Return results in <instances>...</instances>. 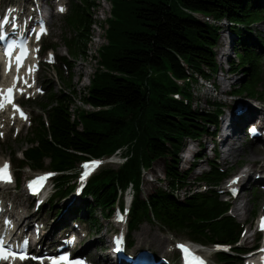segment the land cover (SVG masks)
Listing matches in <instances>:
<instances>
[{"label":"trees","instance_id":"obj_1","mask_svg":"<svg viewBox=\"0 0 264 264\" xmlns=\"http://www.w3.org/2000/svg\"><path fill=\"white\" fill-rule=\"evenodd\" d=\"M111 1L108 46L100 51V63L107 72L95 74L89 95L83 98L106 109L80 113L79 121L71 122L70 98L65 93L51 92L33 102L45 115L46 123L41 114L33 117L23 158L12 155L17 184L24 169L56 172L54 193L47 203L49 210L55 209V203L77 190L80 161L108 157L124 147L125 162L93 174L81 190L80 203H74L70 213L78 219L85 215L91 225L98 226L96 212L108 220L117 202L122 206L121 197L129 189L128 248L134 244L131 233L149 221L174 236L184 235L208 246H228L229 251L216 252L214 260L218 264H241V256L249 250L237 245L243 226L228 214L229 204L217 194L228 173L210 160L208 169L197 178L205 188L187 191V176L193 168L180 171L178 156L186 139L197 140L211 134L210 129H217L223 113L219 103H208L209 110L193 109L191 104L190 83L197 77L211 79L218 70L215 49L221 29L196 15L215 23L225 21L233 36L235 58L229 59L228 71L231 75L244 74L231 94L262 100L264 70L258 51L264 46V38L255 35L254 26L264 22V0H178L181 12L171 0ZM93 3L70 1L64 23L74 33L65 41L72 55L84 53L91 23L86 7ZM48 47L55 46L46 43L43 50ZM59 60L71 68L70 62ZM60 69L56 67V73L62 79ZM259 88L263 90L259 92ZM159 159L165 162L168 187L154 189L143 198V172ZM179 191H184L183 198L178 197Z\"/></svg>","mask_w":264,"mask_h":264},{"label":"rangeland","instance_id":"obj_2","mask_svg":"<svg viewBox=\"0 0 264 264\" xmlns=\"http://www.w3.org/2000/svg\"><path fill=\"white\" fill-rule=\"evenodd\" d=\"M70 1L71 0H68V6L70 5ZM146 1L158 2L160 0ZM26 2L27 0H0V15L2 14V9L5 5L9 3L27 4ZM171 4L176 7L179 12H181L178 0H171ZM223 24V22L220 24L221 29L218 30L219 38H221L220 44L218 45H220V47L222 48L227 43L226 36H229V39H233V36L225 26L226 24ZM254 27L255 35L264 38V22H261L258 25H255ZM49 30V36L46 37L42 43H50L55 45V48L58 49L57 51H60L62 55H65L68 61H72V58L75 59V62L72 61V76L70 78L67 77L68 79L72 78V80H61L60 85H64L63 88L65 93L68 92V94L66 95L69 96L71 102L74 99L73 104L76 106L77 98L76 94H73V90H76L77 87V77L80 76L82 70L84 69L85 71L89 72L90 79L92 75V69L94 68V61L88 60L85 62L84 65L83 63H76V56H72L70 52L66 50L67 46L65 45L66 48L64 47V40L65 37H68L69 29L64 23L63 16H55L54 18H52ZM258 53L263 58L261 66L264 70V46L259 48ZM227 54L229 55V57L228 55L223 58H218V56H216L218 69L220 68L221 72L213 74V77L210 79L211 81L213 80L218 89H212L210 84L211 82H203V79L197 77L196 82L190 83V91L192 92L191 104L193 109L196 108L203 110L205 108V110H209L210 105H208V103H219L223 107V114L219 118V120H221L222 117L229 115V120L233 121V119L231 118V113L234 111H238L239 106L242 108L245 107L246 103H250L256 108L259 107L261 109H264V96L263 99L259 101L258 99H251L248 97L238 98L235 95L233 96V94H231L234 88L241 84V80L244 73L239 75L230 74V72L228 71V65H226V63L222 61H224L223 59H227L228 62L229 58L233 59L235 58V56L232 50H228ZM55 73L56 72L54 68L45 67L44 65H42L37 79L33 80L35 81L34 84L36 85V88L33 89L35 91V94L34 97L30 99L31 101L38 102L47 94L57 91V88L53 82ZM6 83L7 82L4 81L0 76V84ZM67 84H69L70 86H68ZM38 88L40 90L44 88V93H36V89ZM262 90V88H259V92ZM229 94L231 96H229ZM77 101L79 100L77 99ZM19 104L21 105L23 110H26L27 119H25L24 122H15L16 116H13L14 114L11 115L8 112V114H4L1 116V120L3 122L2 124H0V133H2V136H0V166L5 164L10 165L13 173L16 171V169L14 168V162L11 159L12 155H14V157L18 159L22 158L21 151H23L29 146L26 142V139L29 136V132L32 128L30 118L37 116L41 112V109L36 105V103L28 102L25 100V98H22L19 101ZM249 129L250 128L246 126L241 130V134L239 135L241 140L236 144L241 146V150H244L243 153L241 151V154L240 152H238L235 155H230L228 151L229 146L227 145V143V148H221V146L218 145H214L213 147L214 149L216 146L218 147L219 156L217 164H219L222 170L226 171L229 176L242 174L244 171H247L250 168H252L253 171H257L259 174L261 173V170L264 169L263 167L259 166L264 165V156L261 157V159L263 160L254 166H252V164H250L248 160V154H250V152L253 150L259 151L261 154L264 155V145H261L257 140L255 141L250 139V133L248 131ZM209 131L217 133L218 129L216 131L210 129ZM204 141H206V144H203ZM229 142L231 144L233 143V140H230ZM198 143H200L201 147H199ZM210 147L211 140H208L206 136L201 137L199 140L186 139L184 141V150L182 151V153L180 152L178 156L180 159L178 169L180 171H186L190 168H193V170L187 176V191H198L204 188L202 186V183L200 184V182L197 181V178L200 177L202 173L208 169L207 162L211 160V152L209 151ZM225 158L227 159V161H225ZM164 164V160L159 159L153 163L151 169L143 172L141 184V197H146L154 189H157L159 187L167 189L168 183L166 181V178H164ZM106 167L115 168V165L105 164L100 168V170ZM44 170L49 169L46 168L40 171ZM38 173L41 172H31L27 169H24L21 172V184L17 188V190H13V187L0 188V200L2 198L3 203H6L5 205L8 206L7 211H11L12 213L17 212L21 216L33 215L31 217V221L33 222V224H37L38 232L42 235V238L40 240L42 246L39 248V250L44 252L49 251L51 249L56 250L59 246L58 241L65 242L64 239L58 238L61 234V231L63 232L64 229L67 227L69 231L76 230L78 240L77 248L80 254H84L85 257L95 261L96 264H112L110 262L111 260L108 259V254L111 253L114 256V254L110 252V246L108 245L109 237L107 232H110L113 229V226L109 224L110 219L104 220L103 218H100L98 211L96 212V216L99 219L98 226L91 225L85 215L79 216L81 219H78L77 217L75 218L72 213H70V209L74 203H80V200H78L77 196L73 200L72 196H70L65 200L55 203V209L49 210L47 204H43L41 209H36L34 211L33 208H35V203L24 195V186H22V182L25 179L30 178ZM226 183L227 182L224 181L221 187L218 188L220 194H223L226 191ZM242 191L245 192H243L242 194L243 199L240 200V203L247 202V211H243L241 209L239 211H234V201H232L230 204L231 210L229 211V213L235 218L237 222L244 225V232L238 243L239 246L243 247L250 245V240L246 238V235L249 232L248 228H251V230L256 231L257 218L260 215H264V192H262L261 183L249 184L247 186V189H243ZM183 196L184 191H179L178 197L183 198ZM220 198L222 200H225L224 196H221ZM10 204H12V206H10ZM238 205L239 204L236 205L237 208L240 207ZM249 210H252V212H250ZM130 237L134 240V245L130 249V252L144 248L150 249L156 254L157 258H164L170 264H178L179 262L177 259L176 244L188 241V239H186L184 235L176 234L174 236L169 232L164 231L157 223L149 221H146L141 224L137 230L131 233ZM259 237L261 239V235ZM101 238L102 241H100ZM83 246H88V250H86L85 252L81 251V248ZM34 250H37V247ZM208 250L209 252H212L211 250L213 249L208 248ZM205 255L210 260L208 262L218 264L214 260L213 254H209L207 252ZM247 258V256H243L241 258V264H246ZM23 264L30 263L27 262Z\"/></svg>","mask_w":264,"mask_h":264},{"label":"bare ground","instance_id":"obj_3","mask_svg":"<svg viewBox=\"0 0 264 264\" xmlns=\"http://www.w3.org/2000/svg\"><path fill=\"white\" fill-rule=\"evenodd\" d=\"M111 9H112V5H111V1L110 0H95L94 3L90 6L89 8V17L91 18V23H90V27H89V33H88V38L86 40V44H85V49H84V53L81 54L78 59L76 60V63H83V65L85 64L86 61H90L93 60L94 61V68L92 69V75L89 79V72L85 71L84 69L82 70V73L80 74V76H78L77 80H76V98L79 100L77 101L76 99V106L73 104V101L70 103L69 108H68V113H69V117H70V121H78V117H77V113L78 111H84V112H92V111H96L99 108H94L93 106L86 104L82 101V97H87L88 96V87L90 86V80L93 78V75L96 71H98L99 69L102 70L103 67L99 64V51L102 47L106 46L108 44V40H107V30L109 28L108 25V21L109 19H111ZM204 21L210 23V24H215V25H220L222 22L225 24V21H221V22H216L214 20H212L211 18H204ZM221 38H219V44H220ZM227 43H226V47H220V45H218V47L215 49L218 58H223V56L226 55L225 53V48L227 50ZM229 57V55H228ZM30 69V67L28 68ZM33 74H29V70H24L23 71V77H21V80H25L28 84V82L30 83L32 81V79H30L32 77ZM8 74L4 77L3 74V78L5 81L8 80L7 78ZM20 78V77H19ZM64 91V90H63ZM65 92V91H64ZM68 93V92H66ZM81 105V107H80ZM242 110L243 113L239 116L236 115V112H232L231 113V117L235 119V123L234 125H232L229 129L228 126L226 124V129H225V137L220 141L221 143H223V141L227 142L230 140H233V143L228 144L229 146V153L230 155H235L238 152L241 151L242 153L244 152V150H241V146L236 145L238 142H240L241 138H240V132L241 130L244 128V126L246 124H248L251 120V118H255L256 120H260L258 123H252L255 124L256 127H260V128H264V124H262V122L264 121V109L262 108H256L253 105H251L250 103H246L245 107H240L239 106V110ZM23 113V112H22ZM20 121L23 122V119H15V122ZM0 123L2 124V121H0ZM82 126L81 124L78 125V129L81 130ZM220 143V144H221ZM206 152V151H205ZM262 152V151H261ZM263 153V152H262ZM264 155L261 154L259 151L253 150L250 152V154H248V160L250 162V164H252V166L257 165L260 161H262L263 159H261V157H263ZM225 161H227V159L225 158ZM260 167L264 168V165H259ZM240 179V188L242 189H247V186L249 184H259L261 182H264V169L261 170V173L258 174L257 171H253L252 168L248 169L247 171H244L242 176L239 177ZM228 185H230V183L228 182ZM243 192L245 191H241L240 194L237 195V197L235 198V201L233 203L234 205V211H239L240 209L243 211H247V202H245L243 205L242 202L240 203V200L243 199ZM237 204H239L238 206H240L239 208H237ZM7 211V209H6ZM250 212H252V210H249ZM9 215H10V219L12 222H14V230L15 232H20L22 234H31L34 233L35 229H38L37 224H33V222L31 221V217L33 215H29V216H21L19 213L15 212L12 213L11 211H9ZM53 231V230H52ZM51 231V233H52ZM76 232V230H75ZM31 236H33V234H31ZM49 237V236H48ZM58 239H63V234L61 233ZM53 241V240H51ZM100 241H102V238L100 239ZM58 244L60 247H63L64 245H66L64 242L62 241H58ZM159 244V243H158ZM162 245V244H161ZM86 250H88V246H83L81 248V251L85 252Z\"/></svg>","mask_w":264,"mask_h":264},{"label":"snow or ice","instance_id":"obj_4","mask_svg":"<svg viewBox=\"0 0 264 264\" xmlns=\"http://www.w3.org/2000/svg\"><path fill=\"white\" fill-rule=\"evenodd\" d=\"M60 11H64L63 8L60 9ZM9 23V21L7 19H5L2 23H0V28H3L4 24ZM45 34V29L44 27L41 25L39 32L37 33L36 39L39 40L40 36ZM0 39H3L2 36H0ZM12 48L9 47L6 51H5V56L8 57L9 59L12 56ZM16 60V70L17 72L20 71V68L22 67V60H23V53H21L20 55L16 56L15 58ZM11 63L8 64L7 68H6V72L11 70ZM34 66L32 68L29 69V74H31V71H34ZM15 83L16 81H14L13 87L7 89V93L8 95L6 97H0V109H3L4 107V103L5 101H7L8 103H13V91L15 88ZM27 82L25 81V84ZM29 87L31 85H28ZM21 92H23V88L20 89ZM21 118L23 119H27V117L21 112ZM0 136H2V133H0ZM97 166L96 163L93 164H89V165H85L86 171H85V175L88 174V170L93 169ZM8 168L9 166L7 164H5L2 168H0V181L2 182H11V177L8 173ZM48 179L47 176L45 177H40L37 178L36 180L30 182L29 184V189L30 191L33 192V194H37L39 189L43 186L44 181H46ZM239 178H237L238 180ZM237 180H234L233 183H236ZM120 219H122V217H120ZM260 229L261 231H264V218H261L260 221ZM27 246H28V241H24L23 244L20 246V249L18 251H13L9 246H7L6 241L0 237V261H7L9 259L12 260H19L21 262L26 261V260H37L38 258L36 257H31L27 254ZM181 247L182 251L185 252L186 257H190L191 260L193 261H197V264H203V261H200L198 257H193L191 256L190 253H188V250L184 247V246H179ZM117 251H119V244L117 245ZM39 264H42V261L39 262ZM51 264H69V260L67 256H62L59 260H53L51 262ZM186 264H188V261L186 259Z\"/></svg>","mask_w":264,"mask_h":264}]
</instances>
